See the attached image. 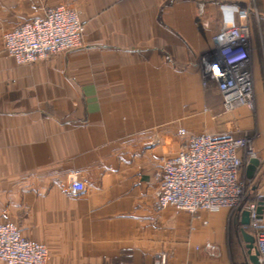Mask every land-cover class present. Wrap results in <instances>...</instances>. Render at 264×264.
Here are the masks:
<instances>
[{
    "label": "crops",
    "instance_id": "1",
    "mask_svg": "<svg viewBox=\"0 0 264 264\" xmlns=\"http://www.w3.org/2000/svg\"><path fill=\"white\" fill-rule=\"evenodd\" d=\"M61 4L81 13L78 48L32 64L0 50V203L11 211L1 205L0 221L46 244L49 264H157L162 252L170 264H251L241 214L157 209L155 173L182 128L253 136L260 164L242 175L247 200L263 196L264 226V0H0V32ZM240 10L255 110L224 112L220 91L202 84V59ZM75 176L86 187L72 195Z\"/></svg>",
    "mask_w": 264,
    "mask_h": 264
},
{
    "label": "built area",
    "instance_id": "2",
    "mask_svg": "<svg viewBox=\"0 0 264 264\" xmlns=\"http://www.w3.org/2000/svg\"><path fill=\"white\" fill-rule=\"evenodd\" d=\"M239 24L224 23L213 35L214 48L202 59V84L222 95L224 112L245 106L255 110L252 31L249 11L240 10ZM85 31L79 9L61 4L49 7L44 16L18 24L3 34L2 51L18 64H32L71 52L81 45ZM184 143L171 157L162 158L155 173L159 182L156 208L173 206L195 213L200 209L228 208L241 214L249 211L247 229L255 237L260 264H264V226L258 213L259 201L247 200L243 167L257 156L254 137L233 133L189 134L178 132ZM85 183L72 177L69 193L85 190ZM0 260L7 264H49L47 245L27 238L10 222H0ZM157 264H170L168 254L158 255Z\"/></svg>",
    "mask_w": 264,
    "mask_h": 264
},
{
    "label": "water",
    "instance_id": "3",
    "mask_svg": "<svg viewBox=\"0 0 264 264\" xmlns=\"http://www.w3.org/2000/svg\"><path fill=\"white\" fill-rule=\"evenodd\" d=\"M260 164V160L257 157L250 159L247 166V176L253 178L257 169V166ZM263 204L260 203L258 207L259 217L263 212ZM250 213L248 210L244 209L241 212V228L240 231L246 242V248L248 253V258L251 264H260L259 261V252L255 246V237L254 235L247 230V226L250 224Z\"/></svg>",
    "mask_w": 264,
    "mask_h": 264
},
{
    "label": "rangeland",
    "instance_id": "4",
    "mask_svg": "<svg viewBox=\"0 0 264 264\" xmlns=\"http://www.w3.org/2000/svg\"><path fill=\"white\" fill-rule=\"evenodd\" d=\"M1 37H3V32H0V38ZM2 42V41H1ZM0 50H2V49H0ZM211 89H212V87H210ZM209 88V89H210ZM214 88V87H213ZM206 89H208V88H206ZM245 135V134H244ZM245 178V177H244ZM245 181H246V183H247V196H248V190H249V182L247 181V179L245 178ZM1 205H4L5 206V209H3V211L4 212H6L5 210H9L8 209V207H9V205H10V203H0V207H1ZM25 207V206H24ZM24 207L21 209V211L23 212V213H21L20 212V210L18 211V214H17V216H19V219H21V220H23V217H24ZM1 209V208H0ZM30 210V209H29ZM17 211V210H16ZM9 212V211H8ZM8 212H6V213H4L5 215H9V213H11V211L8 213ZM233 214L235 213V211H233L232 212ZM0 222H10V223H12V224H14V225H16L18 228H20L16 223H14L13 221H11L9 218H5L4 220H2V221H0ZM237 226V225H236ZM20 230L22 231V233H23V235L24 236H26L27 238H30V239H32L31 238V236L30 235H28V234H26V233H24L23 232V230H22V228H20ZM33 240V239H32ZM41 243V242H40ZM44 244V243H43ZM46 245V244H45ZM48 247V246H47ZM236 249H234V254L233 255H235L236 254ZM232 259H234L235 260V257H233L232 256Z\"/></svg>",
    "mask_w": 264,
    "mask_h": 264
}]
</instances>
